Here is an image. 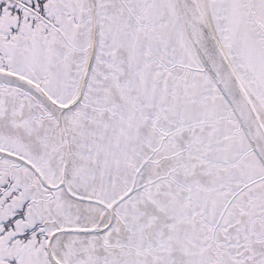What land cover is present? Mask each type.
<instances>
[{
	"label": "snow or ice",
	"instance_id": "6c2138e0",
	"mask_svg": "<svg viewBox=\"0 0 264 264\" xmlns=\"http://www.w3.org/2000/svg\"><path fill=\"white\" fill-rule=\"evenodd\" d=\"M0 264H264V0H0Z\"/></svg>",
	"mask_w": 264,
	"mask_h": 264
}]
</instances>
